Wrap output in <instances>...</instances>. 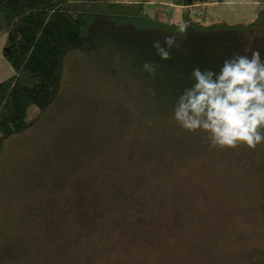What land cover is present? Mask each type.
Segmentation results:
<instances>
[{
    "label": "rangeland",
    "instance_id": "1",
    "mask_svg": "<svg viewBox=\"0 0 264 264\" xmlns=\"http://www.w3.org/2000/svg\"><path fill=\"white\" fill-rule=\"evenodd\" d=\"M207 4L198 12L245 21L264 0ZM156 5L180 16V0ZM4 43L0 82L14 74ZM74 60L59 101L0 152V264H264V146L126 124L113 112L125 66Z\"/></svg>",
    "mask_w": 264,
    "mask_h": 264
},
{
    "label": "trees",
    "instance_id": "2",
    "mask_svg": "<svg viewBox=\"0 0 264 264\" xmlns=\"http://www.w3.org/2000/svg\"><path fill=\"white\" fill-rule=\"evenodd\" d=\"M150 1L0 0L3 55L14 70L0 82V152L6 139L33 127L59 101L71 60L80 66L101 64L105 70L122 63V100L114 103L113 112L138 127L176 122V100L195 83L194 69L219 72L226 59L251 58L256 51L264 61V6L252 19L231 21L198 10L192 14L193 0L182 3L177 18L174 11L164 18ZM180 24L188 25L184 33ZM169 36L178 47L169 49L171 59L163 60L152 45L159 40L167 48ZM145 62L158 65L154 77L142 70ZM32 105L40 113L28 120Z\"/></svg>",
    "mask_w": 264,
    "mask_h": 264
},
{
    "label": "clouds",
    "instance_id": "3",
    "mask_svg": "<svg viewBox=\"0 0 264 264\" xmlns=\"http://www.w3.org/2000/svg\"><path fill=\"white\" fill-rule=\"evenodd\" d=\"M236 0H224L232 7ZM259 6V0H257ZM187 24L178 30L184 33ZM167 48L156 40L152 47L163 60L171 59L169 49L178 45L165 37ZM142 70L154 77L158 65L145 62ZM195 83L183 90L174 107L175 121L188 132H204L210 148L235 149L246 145L255 150L264 144V61L258 51L251 58L237 55L226 59L219 69L191 73Z\"/></svg>",
    "mask_w": 264,
    "mask_h": 264
},
{
    "label": "crops",
    "instance_id": "4",
    "mask_svg": "<svg viewBox=\"0 0 264 264\" xmlns=\"http://www.w3.org/2000/svg\"><path fill=\"white\" fill-rule=\"evenodd\" d=\"M126 2H132V1H139V0H125ZM159 2V3H163L164 5H165V2L166 1H168V0H151L150 1V3H149V5H150V7L151 8H153L155 11H161V13H162V16H164V18H166L168 15H167V13H168V11L167 10H162V9H160L159 8V6H157L156 5V2ZM194 2V1H193ZM202 2V0H198L197 2H194L195 4H194V7L196 8V12H197V10H198V7L196 6L197 4H200ZM209 2H213L211 5L212 6H214V5H217V4H220L221 2H223V4H225L224 3V0H213V1H210V0H208V4L206 5V8L207 7H211V5L209 4ZM182 3H184V0H180V4H182ZM199 13V12H198ZM200 14V13H199ZM167 15V16H166ZM207 17H209L208 15H207ZM210 17H213V15H210Z\"/></svg>",
    "mask_w": 264,
    "mask_h": 264
}]
</instances>
